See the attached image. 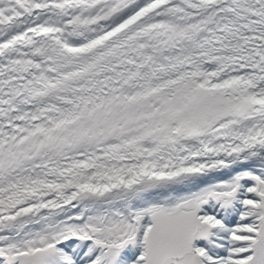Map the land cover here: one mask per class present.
Masks as SVG:
<instances>
[{"label": "snow or ice", "instance_id": "6c2138e0", "mask_svg": "<svg viewBox=\"0 0 264 264\" xmlns=\"http://www.w3.org/2000/svg\"><path fill=\"white\" fill-rule=\"evenodd\" d=\"M0 264H264V0H0Z\"/></svg>", "mask_w": 264, "mask_h": 264}]
</instances>
